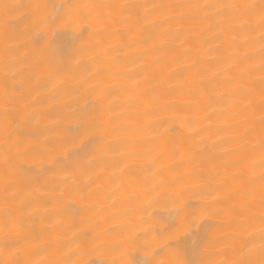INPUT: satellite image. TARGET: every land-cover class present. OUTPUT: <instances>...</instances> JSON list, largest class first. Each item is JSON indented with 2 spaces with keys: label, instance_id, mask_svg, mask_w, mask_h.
Returning <instances> with one entry per match:
<instances>
[{
  "label": "bare ground",
  "instance_id": "bare-ground-1",
  "mask_svg": "<svg viewBox=\"0 0 264 264\" xmlns=\"http://www.w3.org/2000/svg\"><path fill=\"white\" fill-rule=\"evenodd\" d=\"M64 2L80 6L88 23L67 19L46 30L50 53L82 52L79 63L61 59L55 77L29 39L34 30L0 28V178L12 165L44 172L17 193L34 202L29 223L41 240L22 257L0 253V264H101L119 260L124 238L136 235L158 247L157 213L173 201L200 223L211 205L202 258L234 261L254 242L245 258L259 261V0H246L257 5L251 16L219 7L234 0ZM128 3L140 7H121ZM5 108L15 113L11 122L2 119ZM78 124L87 131L76 143L87 150L49 164L66 159L67 130ZM16 149L27 155L21 160ZM15 199L0 187V216Z\"/></svg>",
  "mask_w": 264,
  "mask_h": 264
},
{
  "label": "snow or ice",
  "instance_id": "snow-or-ice-1",
  "mask_svg": "<svg viewBox=\"0 0 264 264\" xmlns=\"http://www.w3.org/2000/svg\"><path fill=\"white\" fill-rule=\"evenodd\" d=\"M80 6L64 2V0H11L10 3H5L0 0V28L5 33L11 31L13 22L23 24V31H32L30 40H34L39 45V57L41 62L49 64L50 74L55 77L57 74V63L67 58L74 63H79L82 57V52L60 53L53 54L49 52L46 37H48L47 29L55 31V26L71 19L79 22L82 26L88 23L87 16H81L79 12ZM127 9L135 10L140 7L136 3H128L121 5ZM219 7L228 9L240 15H254L257 5L248 3L246 0H234L232 3L221 4ZM259 27L261 29V56L264 58V0H259ZM87 31V29H85ZM83 36V34H82ZM55 61V62H54ZM264 71V59L260 65ZM264 82V77L261 78ZM60 81H57L59 83ZM262 109H264V101H262ZM15 113L8 108H5L2 114V119L11 122ZM260 140L259 152L260 159L258 161L260 172V199L261 208L264 209V115L260 118ZM86 127L80 124L75 128L67 130V135L73 141L72 149L66 154L65 160H51L49 164L64 165L70 161H75L80 158L81 153L87 150L88 145L81 141L76 143L84 132ZM7 139H11V134L7 132ZM18 157L22 160L27 155V149H16ZM9 163H11L9 161ZM257 162L253 161L255 165ZM44 176L42 171H34L31 168H25L22 172H17L16 166L12 165L5 177L0 178V187L3 188L6 196L16 198L14 200L15 207L11 209L7 215L0 216V253L11 252L15 257H22L29 249L33 240L39 241L41 237L37 235L31 224L29 217L32 212L36 211L33 206L34 202L26 194L17 197L19 186L23 185L26 190H31L32 186L37 184L41 177ZM45 184H40L39 187H45ZM63 195V193H61ZM160 195V193H157ZM186 205L173 201V206L167 209L166 215H160L158 222V230L155 233L154 239L162 240L163 243L158 247H151L147 237L133 236L125 237L119 249L120 259L112 261H103L101 264H264V211L259 216V252L261 259L255 261L250 258L256 249V244L250 243L246 252L242 253L240 258L234 261H223L202 258L206 257L208 250L211 247V241H206V234L210 233L213 225L208 222L211 216V205L206 204L202 209L198 222L195 216L190 215L185 211ZM196 229V230H193ZM203 229V233L199 231ZM256 233H250V239L255 240ZM35 254L39 255V249H33ZM8 264H47L46 261H29L27 259L16 258L8 261ZM63 264H75L74 261L65 260Z\"/></svg>",
  "mask_w": 264,
  "mask_h": 264
}]
</instances>
